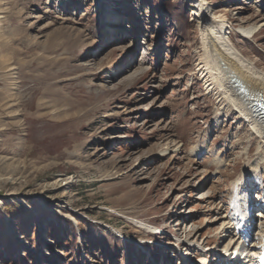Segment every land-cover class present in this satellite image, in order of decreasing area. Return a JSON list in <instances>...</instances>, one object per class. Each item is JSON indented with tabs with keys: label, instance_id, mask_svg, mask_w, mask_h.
I'll list each match as a JSON object with an SVG mask.
<instances>
[{
	"label": "rangeland",
	"instance_id": "1",
	"mask_svg": "<svg viewBox=\"0 0 264 264\" xmlns=\"http://www.w3.org/2000/svg\"><path fill=\"white\" fill-rule=\"evenodd\" d=\"M203 2L263 70L264 0ZM195 10L0 0V264H216L248 196L262 231L264 153L205 87Z\"/></svg>",
	"mask_w": 264,
	"mask_h": 264
},
{
	"label": "bare ground",
	"instance_id": "2",
	"mask_svg": "<svg viewBox=\"0 0 264 264\" xmlns=\"http://www.w3.org/2000/svg\"><path fill=\"white\" fill-rule=\"evenodd\" d=\"M205 5L203 0H196L195 15L200 16L201 44L204 51L199 63L201 77L205 87L220 97L225 102V107H230L248 123L259 139L258 153L263 154L264 120L257 117L255 111L258 104H264V69L247 58L232 41L231 22L222 15L210 16ZM259 29V25L241 26L238 33L252 38ZM260 168L261 165L257 164L253 169L254 179L259 183L257 178ZM239 182H243V179ZM244 202L245 207L241 213L231 216L221 225L220 236L225 237L227 241L225 240L223 250L218 253L216 264H256V260L264 254V230L259 234L262 243H252L249 240V235L259 229L255 224L256 216L252 214L256 206L249 196ZM263 204L264 199L261 205ZM145 226L150 227L147 224ZM189 243L191 244L190 240L183 241L184 246ZM199 248L203 246L199 244ZM214 249L218 252L216 247L207 248V251ZM182 256L183 264H203V261H192L185 253H182Z\"/></svg>",
	"mask_w": 264,
	"mask_h": 264
},
{
	"label": "trees",
	"instance_id": "3",
	"mask_svg": "<svg viewBox=\"0 0 264 264\" xmlns=\"http://www.w3.org/2000/svg\"><path fill=\"white\" fill-rule=\"evenodd\" d=\"M9 213L12 214V215H15V217H17L19 219V221L21 223L20 226H19V228H20V230L23 231L24 230V227L23 226H25V220L24 219H25V216H27L26 213H25V211H24V209L19 208V207H16V206H13L9 210ZM1 224L3 226V223L2 222H1ZM6 238H7V236H6ZM0 241H2V238L1 237H0Z\"/></svg>",
	"mask_w": 264,
	"mask_h": 264
}]
</instances>
